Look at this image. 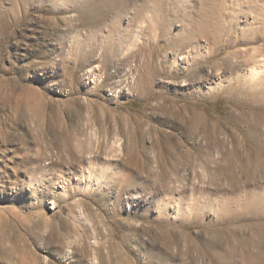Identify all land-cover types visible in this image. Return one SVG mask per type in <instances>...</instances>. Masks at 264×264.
Masks as SVG:
<instances>
[{
  "label": "rangeland",
  "instance_id": "rangeland-1",
  "mask_svg": "<svg viewBox=\"0 0 264 264\" xmlns=\"http://www.w3.org/2000/svg\"><path fill=\"white\" fill-rule=\"evenodd\" d=\"M263 29L264 0H0V264H264L260 58L214 68L263 75Z\"/></svg>",
  "mask_w": 264,
  "mask_h": 264
},
{
  "label": "bare ground",
  "instance_id": "bare-ground-1",
  "mask_svg": "<svg viewBox=\"0 0 264 264\" xmlns=\"http://www.w3.org/2000/svg\"><path fill=\"white\" fill-rule=\"evenodd\" d=\"M221 9H219V10H221ZM219 10H216L215 8L214 9L212 8L211 9V12H210L211 13V16H214L213 14H215L216 11L218 13ZM225 17H226V15L223 14V12H221L220 15L218 16V18L216 19V21L210 22L211 20H209V21L206 20V21H202L201 22L202 25L197 24V25H199V26L196 25L197 27H200V26H201V28L203 27L202 29L204 30V34L202 32V37H206L208 40L213 41V42H211V44H215L216 45L217 42H218V40L221 38L219 36V34H218V30H220V32L222 30L223 31L225 30V27L223 25V20L225 19ZM218 21H220V22H218ZM188 22H190V21H188ZM191 25H193V24H191ZM163 29H164V31L167 32V30L165 28H163ZM187 31H189V30H187ZM263 31H264V29H263ZM256 36H257V34L254 31L247 30V29L246 30H243L242 33H241V38L239 40V42H240L239 44L252 42L256 38ZM190 45H193L191 41H188V40H183L182 41V47L183 48H185L187 46H190ZM215 51H216L215 50V47H213V48L210 49V54H209L210 57H214ZM248 54L249 53L246 51V49L234 50L233 52L229 53L225 58H223L221 61H218L217 62V65L214 68L216 69V68H220L221 67L224 70H226L228 73L229 72L230 73H235L236 76H237V75H239L241 73V67L246 65V63L248 62V59H251V58L258 59V58H260V60H258V62L256 64H253L255 66V67H253V69H254L253 71L256 72V73H254V77L256 78V81H259L260 82L259 85L260 84H263L264 83V80H263L264 74L262 75V73H263L262 72L263 67L261 66V62H262L263 57L261 56L260 53L258 54L256 52H255V54H253L254 56H248L247 57ZM195 58H196V61H199V59H200L199 53H197V56ZM197 73L199 74V70L197 68L195 69V67H194L193 74H197ZM243 86H245V89H247V86L246 85H243ZM255 103H256V105H254L253 106V109L252 110H249L248 113L249 114H252V115H250V117L253 116V118H254L255 121H257L258 123H261V124L264 125V98L261 99L258 102H255ZM248 134H247V137L252 138V139H256L255 137H253L254 135H256L257 136V139H262V142H264V131H257V133H255V134H254L253 131L252 132L251 131H248ZM234 148L236 149V147H234ZM233 154L236 157V154L237 153L236 152H233ZM250 156H252V157H249L250 159H254V160H257L258 162H262V160H264V149H260V150L258 148L256 149L251 144V147H250ZM172 170H175L176 171L175 168H173ZM243 170L246 173V171H248V168L244 167ZM220 171L222 172V174H226V175L229 174V175H231L234 172V167L232 165V166L228 167L227 169L224 168V169H221ZM254 176H255V173H254ZM262 232H263V241L262 242H263V245H264V225L262 227Z\"/></svg>",
  "mask_w": 264,
  "mask_h": 264
}]
</instances>
